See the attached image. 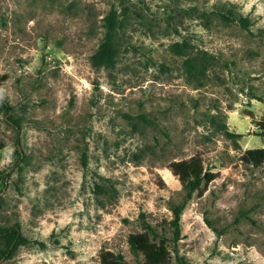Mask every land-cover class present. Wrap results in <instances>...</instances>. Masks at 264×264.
Returning <instances> with one entry per match:
<instances>
[{
	"label": "rangeland",
	"instance_id": "rangeland-1",
	"mask_svg": "<svg viewBox=\"0 0 264 264\" xmlns=\"http://www.w3.org/2000/svg\"><path fill=\"white\" fill-rule=\"evenodd\" d=\"M112 10L118 54L96 68ZM3 102L21 127L0 110V226L29 243L1 264H264V165L242 160L264 148V0H0ZM194 156L216 179L175 243L169 167Z\"/></svg>",
	"mask_w": 264,
	"mask_h": 264
},
{
	"label": "trees",
	"instance_id": "trees-1",
	"mask_svg": "<svg viewBox=\"0 0 264 264\" xmlns=\"http://www.w3.org/2000/svg\"><path fill=\"white\" fill-rule=\"evenodd\" d=\"M218 16L225 22H238L243 28L247 29L249 24L246 18H234L230 14L218 13ZM119 14L116 10H112L106 17L105 35L102 43L100 44L97 52L92 56V65L96 68H110L114 65L115 59L118 54V28L120 24ZM175 48L178 50L183 49V45L176 44ZM179 50V51H180ZM193 68L195 66H192ZM4 109L6 114L9 115L8 119L17 127H21L18 119L9 114L12 107L6 102L0 103V110ZM260 136L264 137V119L259 122ZM230 139L242 137L241 134L225 132ZM242 160L245 164L260 167L264 165V148H255L247 150ZM170 170L176 176L185 192L182 203L172 207L173 219L169 222L173 241L176 243L181 239L182 232V215L188 203L192 200L195 193H204L209 185L216 179V173L204 168L203 161L198 156H194L188 160L174 161L170 164ZM100 189V188H98ZM148 234L154 237H159V234L148 224L145 226ZM0 239L4 241L5 248L0 251V264L2 260L9 259L13 253L21 246L29 243V240L22 234L19 224L11 227L0 226ZM133 252L137 255L145 251L143 243L145 242V235H132L129 239ZM164 258L161 254H152L146 264H162ZM104 264H127L123 254L106 252L102 255Z\"/></svg>",
	"mask_w": 264,
	"mask_h": 264
}]
</instances>
